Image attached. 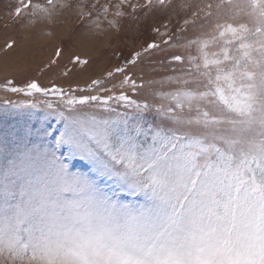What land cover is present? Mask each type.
I'll list each match as a JSON object with an SVG mask.
<instances>
[{
  "label": "snow or ice",
  "instance_id": "snow-or-ice-1",
  "mask_svg": "<svg viewBox=\"0 0 264 264\" xmlns=\"http://www.w3.org/2000/svg\"><path fill=\"white\" fill-rule=\"evenodd\" d=\"M54 7V0H20L14 12L31 9L35 18ZM191 16L184 26L216 19L194 38L161 41L185 50L173 61H189L186 72L164 80L187 85L188 76L196 85L157 92L167 103L115 91L130 82L123 67L107 73L123 76L111 88L92 80L97 94L35 79L9 87L45 99L3 101L36 123L14 146L0 145V257L10 264H264V0H214ZM155 49L160 44L151 42L143 51ZM123 193L142 201L124 202Z\"/></svg>",
  "mask_w": 264,
  "mask_h": 264
},
{
  "label": "rangeland",
  "instance_id": "rangeland-1",
  "mask_svg": "<svg viewBox=\"0 0 264 264\" xmlns=\"http://www.w3.org/2000/svg\"><path fill=\"white\" fill-rule=\"evenodd\" d=\"M19 2L0 0V145L14 146L27 128L36 123L27 119L24 109H6L3 104L5 100L22 103L25 99L33 102L45 99L41 95L26 98L24 93L8 90L9 87H23L33 79L43 87L56 84L74 95L97 94L99 89L92 91L88 88L92 80H102V87L111 88L123 76L113 73V79L107 73L115 67H123L124 74L130 76V82L115 91L124 90L132 99L150 105L167 103L160 100L157 92L195 87L188 76L183 77L190 81L187 85L164 80L186 72L189 61L187 58L183 62L173 61L172 54L186 57L185 50L170 48L161 41L170 35L194 38L207 32L216 19L211 17L205 23L201 16L194 25H183L185 19H192L191 12L197 6L202 7L214 0H165V5H159L156 0L150 5L146 0H123V3L121 0H54L51 15L35 18L28 14L31 9H25L17 16L14 9ZM32 2L46 3V0ZM106 4L109 6L107 19L103 11ZM117 11L124 15L116 17ZM223 18L227 19V16ZM109 20H115L116 26L112 27ZM185 27L183 33L176 32L177 28ZM151 42L160 44V49L144 52L143 49ZM57 49H60L59 56L56 55ZM136 52L140 56L129 64ZM191 54L196 55L195 46ZM131 81H135V90ZM118 111L123 112L124 109L118 108ZM154 116L153 111L148 119L152 120ZM49 123L55 130L56 121L50 120ZM121 199L124 202L142 201V197L127 193L121 194ZM0 264L10 262L0 257Z\"/></svg>",
  "mask_w": 264,
  "mask_h": 264
}]
</instances>
